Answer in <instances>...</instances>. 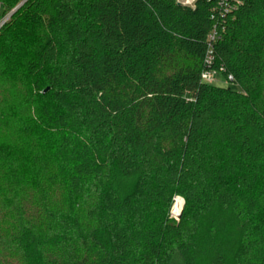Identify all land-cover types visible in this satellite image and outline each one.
Here are the masks:
<instances>
[{"label": "trees", "instance_id": "trees-1", "mask_svg": "<svg viewBox=\"0 0 264 264\" xmlns=\"http://www.w3.org/2000/svg\"><path fill=\"white\" fill-rule=\"evenodd\" d=\"M22 1L0 0V19ZM222 1L24 0L9 15L0 251L264 264V0Z\"/></svg>", "mask_w": 264, "mask_h": 264}, {"label": "rangeland", "instance_id": "rangeland-1", "mask_svg": "<svg viewBox=\"0 0 264 264\" xmlns=\"http://www.w3.org/2000/svg\"><path fill=\"white\" fill-rule=\"evenodd\" d=\"M178 2L182 3V4H186V5H192L194 0H177ZM216 84V85H222L225 86L227 85L226 80L224 79V77L220 74H216L214 77V80L212 81V84ZM183 200L181 197L179 196H175L173 198V202L171 205V209L176 208L178 209V213L180 214L181 208H182V203ZM170 209V210H171ZM178 215H171L170 217L174 218V219H178L179 217ZM0 264H23L22 263V259L21 256L18 254L16 255V253L14 251H10L9 254H7L6 251H0ZM174 264H178L177 262H175Z\"/></svg>", "mask_w": 264, "mask_h": 264}, {"label": "built area", "instance_id": "built-area-1", "mask_svg": "<svg viewBox=\"0 0 264 264\" xmlns=\"http://www.w3.org/2000/svg\"><path fill=\"white\" fill-rule=\"evenodd\" d=\"M222 3H223L224 6H227L226 0H223ZM1 7H2V3L0 2V10H1ZM9 13L6 14L4 17H2L0 19V26L9 17ZM214 36H215L214 31H211L208 34V40L211 41L212 39H214ZM211 61H212L211 51L208 50L207 55H206V58H205V62H206V64H210ZM215 75H216L215 71H211V70H204V71L201 72V78H202V80L204 82H207V83H212V81L214 80ZM170 214L171 215H173V214L178 215V209H175V208L171 209L170 210Z\"/></svg>", "mask_w": 264, "mask_h": 264}, {"label": "water", "instance_id": "water-1", "mask_svg": "<svg viewBox=\"0 0 264 264\" xmlns=\"http://www.w3.org/2000/svg\"><path fill=\"white\" fill-rule=\"evenodd\" d=\"M24 1V0H23ZM22 1V2H23ZM22 2H20L17 6H15L11 11H10V13H9V15L10 14H12L19 6H20V4L22 3ZM183 203V202H182ZM179 214V213H178Z\"/></svg>", "mask_w": 264, "mask_h": 264}, {"label": "bare ground", "instance_id": "bare-ground-1", "mask_svg": "<svg viewBox=\"0 0 264 264\" xmlns=\"http://www.w3.org/2000/svg\"><path fill=\"white\" fill-rule=\"evenodd\" d=\"M176 209V208H175Z\"/></svg>", "mask_w": 264, "mask_h": 264}]
</instances>
